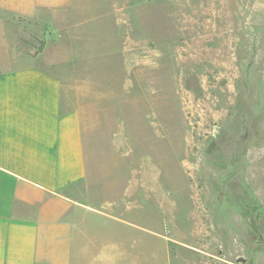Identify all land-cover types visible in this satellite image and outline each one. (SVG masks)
<instances>
[{"label": "rangeland", "instance_id": "obj_1", "mask_svg": "<svg viewBox=\"0 0 264 264\" xmlns=\"http://www.w3.org/2000/svg\"><path fill=\"white\" fill-rule=\"evenodd\" d=\"M37 8L83 60L81 263L264 264V0Z\"/></svg>", "mask_w": 264, "mask_h": 264}, {"label": "crops", "instance_id": "obj_2", "mask_svg": "<svg viewBox=\"0 0 264 264\" xmlns=\"http://www.w3.org/2000/svg\"><path fill=\"white\" fill-rule=\"evenodd\" d=\"M3 1L20 12L0 14V264H82L79 230L93 212L75 196L89 178L86 79L70 69L83 60L61 45L70 27L30 15L76 0ZM30 20L41 41H22Z\"/></svg>", "mask_w": 264, "mask_h": 264}]
</instances>
